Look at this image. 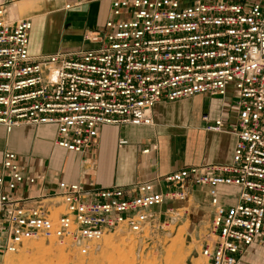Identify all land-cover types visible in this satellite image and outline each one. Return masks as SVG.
<instances>
[{
	"label": "built area",
	"instance_id": "obj_1",
	"mask_svg": "<svg viewBox=\"0 0 264 264\" xmlns=\"http://www.w3.org/2000/svg\"><path fill=\"white\" fill-rule=\"evenodd\" d=\"M78 0L66 5L71 9ZM30 20L0 5V126L54 127V146L84 154L106 127L153 126L162 101L225 98L237 108L228 164L184 168L128 186L97 188L28 174L17 154L0 165V264L27 242L54 240L81 256L106 236L144 242L181 218L194 188L206 196L216 240L206 264H238L264 244V0H112L92 46L35 57ZM207 121V116L203 118ZM221 120L209 125L222 132ZM121 144H126L122 141ZM156 147L148 148V154ZM34 192V195L32 193ZM166 207V209H164Z\"/></svg>",
	"mask_w": 264,
	"mask_h": 264
},
{
	"label": "crops",
	"instance_id": "obj_2",
	"mask_svg": "<svg viewBox=\"0 0 264 264\" xmlns=\"http://www.w3.org/2000/svg\"><path fill=\"white\" fill-rule=\"evenodd\" d=\"M111 1L78 0L79 5L71 9L66 5L76 0H0V5L7 6L13 21H32L31 54L38 57L91 48L82 36L104 26ZM178 1L186 6L193 0ZM229 98L232 102L226 110ZM234 100L229 89L225 98L202 95L173 103L162 101L153 109V126L106 127L84 154L56 148L54 127L23 125L8 133L0 126V165L6 151L14 152L28 174L45 173L47 190H56L60 180L85 187L128 186L193 166L228 164L236 142L232 134L238 111ZM193 106H197L195 122H191ZM218 120L223 123L222 132L208 131L207 127ZM152 147L156 148L143 154ZM199 197H204L209 206L203 192L194 188L191 207L198 208ZM238 264H264V244L247 250Z\"/></svg>",
	"mask_w": 264,
	"mask_h": 264
},
{
	"label": "rangeland",
	"instance_id": "obj_3",
	"mask_svg": "<svg viewBox=\"0 0 264 264\" xmlns=\"http://www.w3.org/2000/svg\"><path fill=\"white\" fill-rule=\"evenodd\" d=\"M231 102L229 98L224 109L229 110ZM196 107L190 109L191 122H195ZM198 200V208L190 202L181 204L187 207L179 211L181 218L167 221L163 232L144 242L123 233L109 235L93 245L90 255L81 256L54 240L41 239L27 242L17 254L4 256L2 264H206L201 246L216 238L210 208L204 197Z\"/></svg>",
	"mask_w": 264,
	"mask_h": 264
},
{
	"label": "bare ground",
	"instance_id": "obj_4",
	"mask_svg": "<svg viewBox=\"0 0 264 264\" xmlns=\"http://www.w3.org/2000/svg\"><path fill=\"white\" fill-rule=\"evenodd\" d=\"M15 18L14 17H12V15H11V20H14Z\"/></svg>",
	"mask_w": 264,
	"mask_h": 264
}]
</instances>
